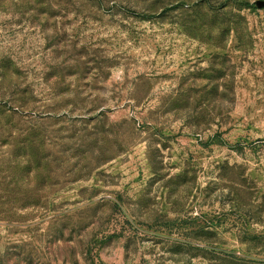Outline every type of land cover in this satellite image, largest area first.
<instances>
[{
  "label": "rangeland",
  "instance_id": "1",
  "mask_svg": "<svg viewBox=\"0 0 264 264\" xmlns=\"http://www.w3.org/2000/svg\"><path fill=\"white\" fill-rule=\"evenodd\" d=\"M0 264H264V0H0Z\"/></svg>",
  "mask_w": 264,
  "mask_h": 264
},
{
  "label": "water",
  "instance_id": "2",
  "mask_svg": "<svg viewBox=\"0 0 264 264\" xmlns=\"http://www.w3.org/2000/svg\"><path fill=\"white\" fill-rule=\"evenodd\" d=\"M257 5H259L260 4V2H255ZM262 4V3H261Z\"/></svg>",
  "mask_w": 264,
  "mask_h": 264
}]
</instances>
